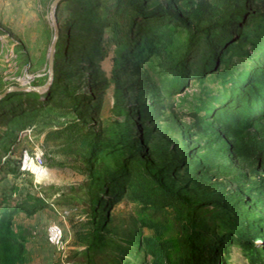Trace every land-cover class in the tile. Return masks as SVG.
<instances>
[{"label":"rangeland","instance_id":"1","mask_svg":"<svg viewBox=\"0 0 264 264\" xmlns=\"http://www.w3.org/2000/svg\"><path fill=\"white\" fill-rule=\"evenodd\" d=\"M53 1L0 0V30L8 37L0 36V84L5 82L7 89L17 87L37 93L39 100L48 104L26 131L15 121H0V203L5 195L13 202L32 197L49 205L33 217L19 215L15 219V231L27 249L24 264L83 263L86 244L76 239L71 221L77 224L87 219L86 209L93 198L89 193L92 168L85 161L87 147L51 135L70 118L87 124L95 134L101 133L103 141L118 151L128 149L156 165L181 159L177 172H170L165 178L177 194L217 188L226 196L242 200L239 207L248 213L263 217L264 193L251 191L257 174L227 155L221 142L212 141L211 128L190 114L194 96L201 91L200 84L193 82L185 94L166 99L156 66L118 58L112 42L115 30L75 27L78 18L86 13L73 1L62 3L56 13L59 37L50 76L49 54L55 35L50 14ZM138 1L146 9L159 8L194 22L197 14L211 19L241 0ZM254 7L264 12V0H254ZM90 36L94 45L87 41ZM41 87L43 90L35 91ZM62 91L76 93L78 99L86 100L87 108L76 116L75 108L65 104ZM256 131L264 134V122ZM28 155L40 169L22 168ZM109 158L101 157L99 164H109L113 161ZM93 170V175L104 176L101 169ZM100 215L106 216L105 231L110 244L95 264H110L118 254L117 245L128 246L137 227L159 242L171 237L170 216L163 219L165 232L157 236L142 224L147 220L145 210L126 200ZM54 222L65 231L59 249L47 241L48 227ZM147 260L153 261L150 257ZM224 264H250V258L234 245L228 249Z\"/></svg>","mask_w":264,"mask_h":264},{"label":"trees","instance_id":"2","mask_svg":"<svg viewBox=\"0 0 264 264\" xmlns=\"http://www.w3.org/2000/svg\"><path fill=\"white\" fill-rule=\"evenodd\" d=\"M68 1L86 13L78 18L76 28L115 30L112 42L121 61L156 66L166 99L185 94L191 83L198 82L201 91L194 96L190 114L211 128L212 141L221 142L227 155L257 174L251 191L264 193V134L256 131L264 122V12L254 7V0L231 4L211 19L197 14L194 22L159 8L146 9L138 0H62L60 5ZM0 36L8 38L2 30ZM87 39L94 45L92 37ZM5 90L1 82L0 94ZM61 95L68 107L75 108L76 116L87 108L86 100L78 99L76 93L62 91ZM39 99L34 92L6 94L0 99V121H15L26 131L48 106ZM69 120L51 135L87 147L85 161L92 168L89 193L93 198L88 202L87 219L77 224L71 221L76 239L86 244L82 264H95L110 244L101 211L124 200L145 210L147 220L142 224L157 236L165 232L163 219L170 216L171 237L159 242L137 227L128 246L117 245L118 254L110 264H224L234 245L245 251L250 264H264V215L248 213L239 207L242 200L217 188L177 194L165 178L177 172L181 159L156 165L128 149L109 146L101 133L91 132L82 121ZM101 157L113 161L99 164ZM93 169H101L104 176L93 175ZM48 208L40 198L13 202L3 195L0 264L26 261L24 240L15 231L16 217H33Z\"/></svg>","mask_w":264,"mask_h":264},{"label":"built area","instance_id":"3","mask_svg":"<svg viewBox=\"0 0 264 264\" xmlns=\"http://www.w3.org/2000/svg\"><path fill=\"white\" fill-rule=\"evenodd\" d=\"M22 168L26 171H32L34 169H40V165H37L35 159L28 155L24 158V166ZM64 237L65 231L63 226L56 222L49 225L47 230V241L51 246L57 249L61 248Z\"/></svg>","mask_w":264,"mask_h":264},{"label":"water","instance_id":"4","mask_svg":"<svg viewBox=\"0 0 264 264\" xmlns=\"http://www.w3.org/2000/svg\"><path fill=\"white\" fill-rule=\"evenodd\" d=\"M61 2H62V0H54L51 4V8H50L51 20L53 22V26L55 29V35H54V39H53L51 47H50V54H49V73H50V76L53 73L55 48H56V43H57V40L59 37V26H58V21H57V17H56V11H57V8ZM39 90H43V87L37 88L35 91H39ZM14 91H22V89L17 88V87H10L7 90H5L2 94H0V99L3 98L6 94H8L10 92H14Z\"/></svg>","mask_w":264,"mask_h":264}]
</instances>
